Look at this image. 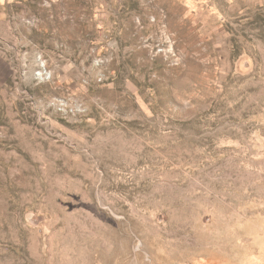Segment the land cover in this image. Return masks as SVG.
I'll return each instance as SVG.
<instances>
[{"label":"rangeland","instance_id":"374dc122","mask_svg":"<svg viewBox=\"0 0 264 264\" xmlns=\"http://www.w3.org/2000/svg\"><path fill=\"white\" fill-rule=\"evenodd\" d=\"M0 264H264V0H0Z\"/></svg>","mask_w":264,"mask_h":264}]
</instances>
